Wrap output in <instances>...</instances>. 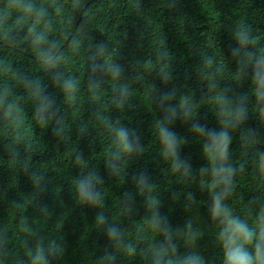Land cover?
Instances as JSON below:
<instances>
[{
	"label": "trees",
	"instance_id": "1",
	"mask_svg": "<svg viewBox=\"0 0 264 264\" xmlns=\"http://www.w3.org/2000/svg\"><path fill=\"white\" fill-rule=\"evenodd\" d=\"M189 258L264 264V0H0V264Z\"/></svg>",
	"mask_w": 264,
	"mask_h": 264
},
{
	"label": "clouds",
	"instance_id": "2",
	"mask_svg": "<svg viewBox=\"0 0 264 264\" xmlns=\"http://www.w3.org/2000/svg\"><path fill=\"white\" fill-rule=\"evenodd\" d=\"M119 135H120L121 140L124 142V147L126 149L129 148L130 145H128V143H127L126 133L124 131H121ZM165 138L169 141L170 145H174V140H172L170 138V136H168L166 134ZM219 144L220 145H225L226 144V137L225 136H223V135L221 136V138L219 140ZM236 228H237L238 231H244L243 227L241 225H239V224L236 225ZM189 259H190V264H197V262L195 261V258H189Z\"/></svg>",
	"mask_w": 264,
	"mask_h": 264
},
{
	"label": "water",
	"instance_id": "3",
	"mask_svg": "<svg viewBox=\"0 0 264 264\" xmlns=\"http://www.w3.org/2000/svg\"><path fill=\"white\" fill-rule=\"evenodd\" d=\"M68 42V40H66V43Z\"/></svg>",
	"mask_w": 264,
	"mask_h": 264
}]
</instances>
